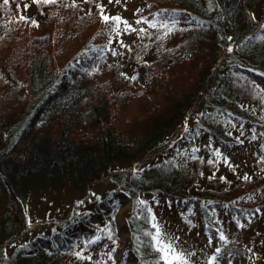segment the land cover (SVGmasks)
Segmentation results:
<instances>
[{"label":"trees","instance_id":"obj_1","mask_svg":"<svg viewBox=\"0 0 264 264\" xmlns=\"http://www.w3.org/2000/svg\"><path fill=\"white\" fill-rule=\"evenodd\" d=\"M93 1L0 0V264H166L152 195L179 201L193 228L239 229L264 212V174L232 180L183 148L205 136L219 159L215 145L242 142L236 128L264 147V0H141L145 32L112 59L102 17L116 16ZM71 185L99 223L71 209L26 227L34 192ZM118 192L133 203L124 228ZM46 226L54 234L34 231Z\"/></svg>","mask_w":264,"mask_h":264},{"label":"rangeland","instance_id":"obj_2","mask_svg":"<svg viewBox=\"0 0 264 264\" xmlns=\"http://www.w3.org/2000/svg\"><path fill=\"white\" fill-rule=\"evenodd\" d=\"M141 0H94V3H102L111 15L119 17V22L114 21L113 26L109 28L110 47L108 49V58H113L116 52H120L122 47L130 46L137 38L144 34L146 25L143 21H139L135 16V11L138 8ZM239 130V128H236ZM234 132L237 137L242 140L236 145H225L215 149L221 151L219 159L214 154L209 152V139L200 137L193 143H185L184 149L193 148L199 149L200 152L213 162H219L217 171L219 174H224L227 178L236 180L238 176L245 172L264 174V147H259V140L249 142L247 135L252 133L250 130H240ZM192 148V149H191ZM124 161V160H123ZM133 162H123V166H130ZM112 190L109 183H102L94 190L93 196L98 200V205L104 206L103 198ZM84 193L75 189L73 185L67 189L46 188V190L34 192L31 197L29 206V215L27 222L28 229H34L35 224L39 220L59 216L62 211L67 212L73 210L74 216L91 217L94 222L99 223L100 219L97 212L92 207L94 203H87L84 198ZM120 199V217L117 222L118 227L124 228L127 226V220L124 215L127 211L132 210V201L122 192H118ZM148 196L142 197L147 200ZM156 197L160 200H156ZM81 199V200H80ZM80 200V201H78ZM78 201V202H77ZM77 202L78 208L73 209V203ZM153 220L160 231L161 244L172 246L173 253L182 256V259L176 261L172 255H169V260L172 264H264V212L256 216L249 222H244L241 228L232 226L225 227L224 231L208 230L205 227L193 228L184 222L183 218L178 213L182 206L180 202L171 197L154 196L150 200ZM162 202V203H161ZM175 207V208H173ZM7 201H2L0 206V242H2L1 227L3 225L4 213L7 210ZM222 216V215H221ZM68 226H72L74 231L81 232L82 229L72 222ZM52 227H44L34 230L36 233L46 234L50 232ZM90 236L96 237L97 233L90 231ZM54 234V233H53ZM56 240L61 244V236L59 232L55 233ZM122 240L129 239V234L123 233L120 235ZM223 237V239H221ZM21 238H19L20 240ZM27 237L18 240L17 243H22ZM127 264H131V256L128 255ZM115 261H121L124 258L122 251L114 254Z\"/></svg>","mask_w":264,"mask_h":264},{"label":"snow or ice","instance_id":"obj_3","mask_svg":"<svg viewBox=\"0 0 264 264\" xmlns=\"http://www.w3.org/2000/svg\"><path fill=\"white\" fill-rule=\"evenodd\" d=\"M4 2L7 3L8 0H4ZM37 2L54 3L55 0H37ZM102 19L105 21V23H107L110 19L116 22H119L120 20L119 17L109 18L108 16H103ZM160 236H161L160 231L159 229H157L156 235L154 236V240L156 241L157 245H159V247L157 248V251L164 253L163 258L165 259L166 264H172V261L168 259L169 255H172L173 259L176 261L181 260L182 256H180L179 254L173 253L172 246L170 244L168 245L161 244ZM221 239H223V237H221Z\"/></svg>","mask_w":264,"mask_h":264}]
</instances>
